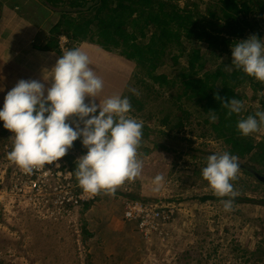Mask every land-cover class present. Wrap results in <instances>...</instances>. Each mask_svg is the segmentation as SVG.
Instances as JSON below:
<instances>
[{
  "label": "rangeland",
  "instance_id": "obj_1",
  "mask_svg": "<svg viewBox=\"0 0 264 264\" xmlns=\"http://www.w3.org/2000/svg\"><path fill=\"white\" fill-rule=\"evenodd\" d=\"M186 1L180 0L179 6L183 7ZM252 35L264 43V25L259 23ZM59 46L63 54L73 43L61 37ZM83 46L90 67L104 82L98 97H86L85 103L94 99L98 104L117 94L128 97L134 89V95L143 104L142 111L132 109L127 114L129 117L135 114L132 118L142 121L150 130L148 138L142 137L139 148L143 170L139 177L120 185L114 195L101 192L83 204L56 207L51 196L34 194L27 186L22 185V190L15 186L21 184L22 169L8 160L12 138L3 136L0 126V264H264V254L259 256L256 252L257 246L259 251L264 249V185L240 168L236 179L231 181L238 195L232 209L225 211L221 199L228 197H217L201 175L206 158L223 153L224 145L210 138H199V131L194 134L187 127L168 131L161 120L170 110L177 114L172 99H167V95H148L137 83L134 63L117 52L109 53L87 42L76 48ZM197 46L207 53L206 69L214 68L217 55L211 54L206 44ZM167 62L158 73L170 78L186 64L185 58L179 60L178 66ZM1 86L2 107L8 91ZM241 90L244 111L249 108L264 111L263 82L253 78ZM183 105L194 114L197 129L196 123L201 119H197L196 108L190 103ZM161 130L170 136L160 133ZM248 136L263 141L264 124ZM58 162L63 166L61 158ZM238 163L242 167L252 166L248 157L238 159ZM261 174L264 175V169ZM156 175L164 176L159 187L153 184ZM123 193H133L151 203L173 205L176 216L163 233L166 235L153 236L149 241L142 239L135 225L123 219V206L129 200ZM208 195L218 199L200 201ZM235 199L242 201L235 203ZM87 204L89 207L85 208Z\"/></svg>",
  "mask_w": 264,
  "mask_h": 264
},
{
  "label": "trees",
  "instance_id": "obj_2",
  "mask_svg": "<svg viewBox=\"0 0 264 264\" xmlns=\"http://www.w3.org/2000/svg\"><path fill=\"white\" fill-rule=\"evenodd\" d=\"M37 1L60 16L44 49L61 56L59 38L65 37L73 43L70 49L87 42L106 52H117L124 60L134 63V68L138 70L137 83L143 86L148 95H167V99H172L177 107L176 115L170 110L162 118L163 127L168 131L187 127L194 134L199 131V138L221 142L225 147L224 152L235 155L238 159L248 157L252 165L249 168L261 174L264 169V140L256 141L253 137L241 135L236 127L238 120L260 110L242 109L239 114L229 117L226 115L228 110L214 99V93L229 99H243L241 89H245L253 78L231 64V45L247 39L259 23L264 25V1L199 0L191 3L185 0L183 7L178 4L180 0ZM199 43L206 44L207 50L217 55L214 57V68L206 69L207 53L199 49ZM181 58H185L186 64L176 70L173 78L158 73L160 67L168 65L167 61L172 66H178ZM109 60L110 58L107 63ZM127 96L132 109L136 112L143 110L142 102L133 92H129ZM262 102L264 107V101ZM185 103L193 104L196 108L197 119H201L196 123L198 130L194 129V114L183 108ZM209 110L216 112L218 119L215 122L208 118ZM0 126L3 136H12L3 127L2 121ZM142 133L144 138L150 135L149 128L144 124ZM160 133L170 136L169 132L161 130ZM86 151L78 138L61 158L63 167L71 171L76 184L75 162L77 156ZM240 168L244 174L252 176L242 166ZM123 195L129 200L152 202L133 193ZM214 199L218 198L208 195L200 198V201ZM239 201L242 200L235 199L234 202ZM87 207L89 204L85 208ZM85 234L90 236L86 231ZM259 249L260 246H257V254L263 255L264 249ZM259 256L255 257L256 260L260 259Z\"/></svg>",
  "mask_w": 264,
  "mask_h": 264
},
{
  "label": "clouds",
  "instance_id": "obj_3",
  "mask_svg": "<svg viewBox=\"0 0 264 264\" xmlns=\"http://www.w3.org/2000/svg\"><path fill=\"white\" fill-rule=\"evenodd\" d=\"M231 64L249 77L264 82V43L255 35L231 45ZM89 56L79 48L67 49L56 60L47 79L19 80L4 97L0 121L12 133V147L7 153L10 162L26 173L53 164L64 157L78 138L87 149L75 162V177L83 192L90 196L114 195L126 180L141 175L139 158L143 122L129 117L132 110L128 97L109 96L99 103L94 99L103 91L104 82L90 67ZM2 90V89H0ZM135 93V90H132ZM86 97L94 98L85 103ZM214 99L227 109V116L239 114L243 102L235 98ZM208 118L215 122L214 110ZM264 124V111H257L237 121V130L248 136ZM58 165V164H57ZM240 170L238 157L228 152L206 158L201 175L225 211L232 209L238 195L231 181ZM163 175H156L153 184L159 187Z\"/></svg>",
  "mask_w": 264,
  "mask_h": 264
},
{
  "label": "crops",
  "instance_id": "obj_4",
  "mask_svg": "<svg viewBox=\"0 0 264 264\" xmlns=\"http://www.w3.org/2000/svg\"><path fill=\"white\" fill-rule=\"evenodd\" d=\"M59 17L37 0H0V84L6 91L21 79L50 86L45 79L60 55L44 48ZM85 47L79 49L88 55Z\"/></svg>",
  "mask_w": 264,
  "mask_h": 264
},
{
  "label": "built area",
  "instance_id": "obj_5",
  "mask_svg": "<svg viewBox=\"0 0 264 264\" xmlns=\"http://www.w3.org/2000/svg\"><path fill=\"white\" fill-rule=\"evenodd\" d=\"M58 164V165H57ZM20 175V176H19ZM20 187L28 189L43 197L51 196L56 207H74L83 204L94 196L83 192L74 182L73 174L58 161L45 165L43 168L26 173L20 170ZM176 209L173 205L146 203L140 200H128L123 206V219L133 223L141 238L149 241L153 236H164L166 228L174 221Z\"/></svg>",
  "mask_w": 264,
  "mask_h": 264
},
{
  "label": "water",
  "instance_id": "obj_6",
  "mask_svg": "<svg viewBox=\"0 0 264 264\" xmlns=\"http://www.w3.org/2000/svg\"><path fill=\"white\" fill-rule=\"evenodd\" d=\"M245 169L247 172H249L254 178H256L260 183L264 185V175L258 173L257 171L249 168V167H242Z\"/></svg>",
  "mask_w": 264,
  "mask_h": 264
}]
</instances>
